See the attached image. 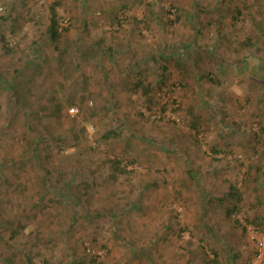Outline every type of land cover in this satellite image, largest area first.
I'll use <instances>...</instances> for the list:
<instances>
[{
	"label": "rangeland",
	"instance_id": "1",
	"mask_svg": "<svg viewBox=\"0 0 264 264\" xmlns=\"http://www.w3.org/2000/svg\"><path fill=\"white\" fill-rule=\"evenodd\" d=\"M52 4L81 85L27 144L10 83L58 78ZM262 233L264 0H0V264H264Z\"/></svg>",
	"mask_w": 264,
	"mask_h": 264
},
{
	"label": "trees",
	"instance_id": "2",
	"mask_svg": "<svg viewBox=\"0 0 264 264\" xmlns=\"http://www.w3.org/2000/svg\"><path fill=\"white\" fill-rule=\"evenodd\" d=\"M50 13L49 23L47 25L45 34L48 42L51 44H55V49H57L59 52V54L57 53L56 57H54L55 59L57 58L59 60V64L55 67L56 75L58 78L55 79L54 73L50 72L48 75H43L41 81L38 82V79L36 80L34 75L28 77L25 75H21L19 76V80H12L10 83L11 95L8 97L7 101L10 105L8 106L6 111H8L9 118L12 119L14 115L13 112L19 111V109L21 108L23 119L25 120V128L23 130L22 137H24V140L27 144V140L30 138H34V140L38 142L45 137L51 136L48 132L54 133V126L61 124L63 108L61 106L59 97L57 96L56 89L60 88L61 91L65 92L69 88L76 89L75 85L77 84L81 85V83H79L81 81L79 79L77 81V73L76 71H74L75 67L72 66V61H68V59L64 57V55H66L65 51H63L64 49L60 46H57V44L60 42V35H62L63 32L61 31V27L58 25L59 23L57 22L56 18L55 6L53 4L50 9ZM63 29L64 32L67 30V28ZM2 47L8 55H11L13 53V50L8 48L6 44H2ZM12 55L14 56V53ZM177 57L179 58L177 60L175 59L177 65L185 67L186 62L182 60L183 56ZM29 63L35 65V63H31L30 61ZM37 66L39 65L37 64ZM166 70L167 67L161 65L160 74L165 75ZM20 71L21 70H16V72ZM183 71L187 73L186 68H184ZM132 87L133 89L141 88L142 93L146 97H148L147 99H151V97L149 96V89L141 83V80L136 81L132 85ZM36 91H38V94H34ZM46 94H48V97H45ZM63 94L66 95V93ZM41 98L46 99L45 106L38 105L39 101H41ZM193 118L196 120L195 116H193ZM43 165L41 164L42 171L44 172L41 175V178L42 180H47V169L45 168V165ZM112 169L120 170L117 169L115 165H112ZM225 197L234 200V203L231 205V207L225 209V214L229 217L238 210L239 202L241 200V195L237 190L235 184H229L228 191L226 192ZM214 262L217 261L214 260ZM74 263L96 264V261L93 258L84 257L76 260ZM27 264H33V262L31 261V257L27 258Z\"/></svg>",
	"mask_w": 264,
	"mask_h": 264
},
{
	"label": "built area",
	"instance_id": "3",
	"mask_svg": "<svg viewBox=\"0 0 264 264\" xmlns=\"http://www.w3.org/2000/svg\"><path fill=\"white\" fill-rule=\"evenodd\" d=\"M67 20L64 19L62 22H60V26L66 25ZM77 108L76 107H71L69 109L70 115H75L77 113ZM87 131L89 135H92L94 133V128L92 126L87 127ZM253 233V231H251ZM254 235V234H253ZM255 239V245H256V255L254 256L253 262L254 263H259L262 258L264 257V233L260 236H252Z\"/></svg>",
	"mask_w": 264,
	"mask_h": 264
}]
</instances>
